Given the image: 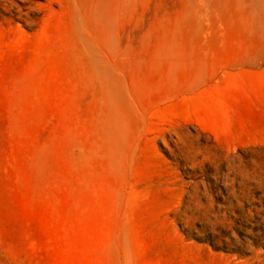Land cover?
Returning a JSON list of instances; mask_svg holds the SVG:
<instances>
[{
	"label": "rangeland",
	"instance_id": "obj_1",
	"mask_svg": "<svg viewBox=\"0 0 264 264\" xmlns=\"http://www.w3.org/2000/svg\"><path fill=\"white\" fill-rule=\"evenodd\" d=\"M0 264H264V0H0Z\"/></svg>",
	"mask_w": 264,
	"mask_h": 264
}]
</instances>
